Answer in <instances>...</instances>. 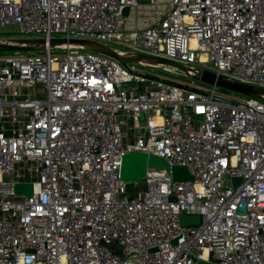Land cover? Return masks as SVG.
<instances>
[{"label":"built area","instance_id":"built-area-1","mask_svg":"<svg viewBox=\"0 0 264 264\" xmlns=\"http://www.w3.org/2000/svg\"><path fill=\"white\" fill-rule=\"evenodd\" d=\"M19 38L110 42L264 89V0H0V41ZM41 51L0 55V264H264V95ZM136 151L193 180L149 168L136 189L120 178Z\"/></svg>","mask_w":264,"mask_h":264},{"label":"water","instance_id":"water-1","mask_svg":"<svg viewBox=\"0 0 264 264\" xmlns=\"http://www.w3.org/2000/svg\"><path fill=\"white\" fill-rule=\"evenodd\" d=\"M126 11L127 9L125 8L124 13H126ZM47 43L49 46L79 45L80 47L86 50L113 57L122 65H125L127 62H136L148 65L168 66L183 72L187 77L191 79L209 85H214L220 88L232 90L243 95L253 97L261 98L264 95L263 88L233 81L222 76H218L207 70H199L197 73H193L194 70L192 68H188L176 62H172L159 57L147 55L141 58L127 57L106 45L83 39L53 38L46 42V40L44 39L19 38L14 42L0 41V52L40 51L46 47ZM149 168L165 169L166 172L170 174L172 179L175 181L193 180L192 176L184 166H170L167 161L162 157H159L152 153H144L137 151L129 152L122 156L120 166V178L123 181H140L145 177L146 171ZM240 180L241 179L237 177L232 178L234 184L240 182ZM180 221L183 226L197 224L199 222V216L182 215ZM110 249L115 250L116 247L114 245H110ZM203 264L211 263L204 261Z\"/></svg>","mask_w":264,"mask_h":264},{"label":"rangeland","instance_id":"rangeland-1","mask_svg":"<svg viewBox=\"0 0 264 264\" xmlns=\"http://www.w3.org/2000/svg\"><path fill=\"white\" fill-rule=\"evenodd\" d=\"M1 30L3 31L2 33L4 35H17L18 32L16 30V27H14L13 25H7L6 27L1 28ZM102 44L109 46L111 48H118L120 49L121 47L114 44V43H110V42H101ZM63 50H52V53H63ZM20 54H41L42 51H31V52H27V51H20L18 52ZM16 52H0V55H15ZM132 64L135 66V68L138 71H142V72H146L148 74H153L155 76L158 77H162L164 79H167L168 81L171 82H176V83H183V84H190L192 79L187 77L183 72L172 68V67H168V66H162V65H148V64H142V63H136V62H132ZM195 82V85L198 87V89L200 90H204L206 91L207 89L210 88L209 84L197 81V80H193ZM218 91L231 97V98H241L243 97V94L232 91V90H228V89H224V88H220L218 87ZM139 185L136 186V189H143L144 188V184L142 181H140L138 183ZM133 185H129L130 188H134L132 187ZM31 188L32 185L30 182H23V181H19L16 182L14 184V193L17 196L20 197H28L31 195Z\"/></svg>","mask_w":264,"mask_h":264}]
</instances>
